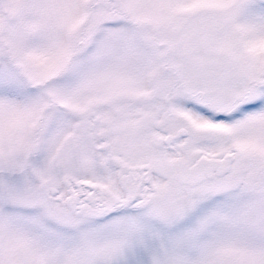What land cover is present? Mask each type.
<instances>
[{"label":"snow or ice","instance_id":"1","mask_svg":"<svg viewBox=\"0 0 264 264\" xmlns=\"http://www.w3.org/2000/svg\"><path fill=\"white\" fill-rule=\"evenodd\" d=\"M0 264H264V0H0Z\"/></svg>","mask_w":264,"mask_h":264}]
</instances>
